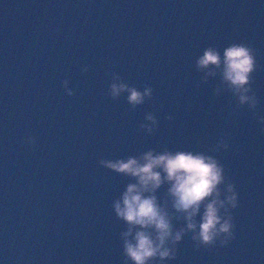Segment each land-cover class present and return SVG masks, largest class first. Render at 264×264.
I'll return each mask as SVG.
<instances>
[{
    "label": "water",
    "instance_id": "obj_1",
    "mask_svg": "<svg viewBox=\"0 0 264 264\" xmlns=\"http://www.w3.org/2000/svg\"><path fill=\"white\" fill-rule=\"evenodd\" d=\"M44 1L62 79L74 92L69 96L65 89L84 166L116 264L123 261L125 226L112 204L129 178L99 161L150 148L205 151L220 136L229 149L214 155L238 192L235 239L197 249L185 236L167 264H264V126L246 106L237 108L230 93L215 95L218 76L204 83L195 68L209 45L222 52L234 41L250 44L257 61L252 87L257 112L264 115V0ZM111 72L140 90L150 85L153 99L135 111L126 94L112 100L106 95ZM148 112L159 122L151 135L139 129Z\"/></svg>",
    "mask_w": 264,
    "mask_h": 264
},
{
    "label": "clouds",
    "instance_id": "obj_2",
    "mask_svg": "<svg viewBox=\"0 0 264 264\" xmlns=\"http://www.w3.org/2000/svg\"><path fill=\"white\" fill-rule=\"evenodd\" d=\"M195 68L203 73L204 83L209 77L218 76L215 95L220 96L222 91L230 93L237 108L246 106L264 126V115L257 112L259 100L252 87L257 61L250 44L234 41L222 52L209 45L197 56ZM110 77L106 95L117 100L126 94L130 110L135 111L153 99L150 85L145 84L140 90L116 72H111ZM62 83L67 95L72 96L69 81ZM158 127L152 112L146 113L139 125L149 135ZM26 143L34 145L35 138L28 137ZM228 149L227 140L220 136L205 151L150 148L138 155L99 161L102 167L129 178L112 204L116 218L125 226L120 232L122 264H167L176 259L178 245L185 236L197 249L227 246L235 239L233 211L239 205L238 192L226 175L224 164L214 155ZM164 187L161 198L158 192Z\"/></svg>",
    "mask_w": 264,
    "mask_h": 264
}]
</instances>
